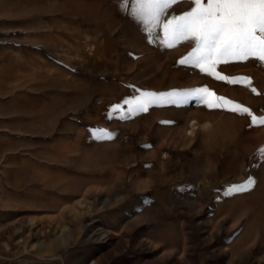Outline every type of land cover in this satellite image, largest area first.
Segmentation results:
<instances>
[{"label": "rangeland", "instance_id": "obj_1", "mask_svg": "<svg viewBox=\"0 0 264 264\" xmlns=\"http://www.w3.org/2000/svg\"><path fill=\"white\" fill-rule=\"evenodd\" d=\"M121 3L0 0V264H264V126L195 102L110 116L207 86L264 117V64L217 69L258 94L179 65L193 45L149 42Z\"/></svg>", "mask_w": 264, "mask_h": 264}, {"label": "snow or ice", "instance_id": "obj_2", "mask_svg": "<svg viewBox=\"0 0 264 264\" xmlns=\"http://www.w3.org/2000/svg\"><path fill=\"white\" fill-rule=\"evenodd\" d=\"M190 3L189 10L180 14L170 10L180 3ZM121 7L129 8V15L147 34L149 42L158 40L161 46L173 49L191 43V50L177 63L229 84L251 87L249 77H229L218 71L220 65L255 60L264 64V0H122ZM190 102L208 110H220L250 118L251 125L264 126V117L207 86L173 89L168 92L140 91L111 106L110 116L120 113V119L147 113L151 107L181 106ZM126 106V108H125ZM162 123H171L162 121ZM97 139H111L106 129H94ZM150 147V145H145ZM264 157V147L257 150ZM256 181L249 176L239 184L229 186L226 195L250 190Z\"/></svg>", "mask_w": 264, "mask_h": 264}, {"label": "bare ground", "instance_id": "obj_3", "mask_svg": "<svg viewBox=\"0 0 264 264\" xmlns=\"http://www.w3.org/2000/svg\"><path fill=\"white\" fill-rule=\"evenodd\" d=\"M196 128H197V123H192L190 126H189V130L187 131L188 132V136H192L195 131H196Z\"/></svg>", "mask_w": 264, "mask_h": 264}]
</instances>
